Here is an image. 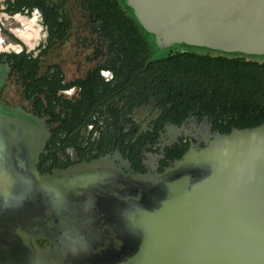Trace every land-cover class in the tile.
<instances>
[{
  "label": "water",
  "instance_id": "1",
  "mask_svg": "<svg viewBox=\"0 0 264 264\" xmlns=\"http://www.w3.org/2000/svg\"><path fill=\"white\" fill-rule=\"evenodd\" d=\"M127 2L160 47L184 42L264 54V0ZM0 115L15 123L26 116L1 100ZM18 126L28 202L36 211L56 207L62 220L41 228L72 242L78 253L106 241L99 250L110 256L94 264H264V123L217 132L158 174H126L108 157L41 174L37 163L48 132L38 131L35 119ZM15 180L0 167V205L6 194L17 199ZM30 240L42 254L58 250L54 241L41 248Z\"/></svg>",
  "mask_w": 264,
  "mask_h": 264
},
{
  "label": "flooded vegetation",
  "instance_id": "2",
  "mask_svg": "<svg viewBox=\"0 0 264 264\" xmlns=\"http://www.w3.org/2000/svg\"><path fill=\"white\" fill-rule=\"evenodd\" d=\"M43 1L54 10L26 4L12 11L18 0H0V15L20 23L10 32L0 24V100L26 115L17 123L0 115V167L10 181L20 178L17 199L13 202L14 192L6 194L0 205V264H94L110 256L99 250L106 241L78 253L72 242L41 228L46 220H62L56 207L36 211L28 202L27 151L19 123L35 119L37 130L48 132L37 163L41 174L104 157L126 174L163 173L219 131L200 108H188L182 90L175 94L167 87L154 91L151 84L132 83L143 69L140 60L130 65L123 36L86 0ZM70 1H80V9H67ZM28 210L35 215L31 223ZM32 237L41 248L54 241L58 250L35 251Z\"/></svg>",
  "mask_w": 264,
  "mask_h": 264
},
{
  "label": "trees",
  "instance_id": "3",
  "mask_svg": "<svg viewBox=\"0 0 264 264\" xmlns=\"http://www.w3.org/2000/svg\"><path fill=\"white\" fill-rule=\"evenodd\" d=\"M93 11L108 21V27L123 36L130 65L140 60L142 71L132 81L151 84L154 91H183L188 108L209 115L214 128L229 133L234 128L264 123V54L240 51L212 54L207 46L174 43L160 47L154 34L142 26L127 0H86ZM18 7L47 8L43 0H18ZM130 12V13H129ZM205 49L206 52L198 49ZM209 49V50H208Z\"/></svg>",
  "mask_w": 264,
  "mask_h": 264
},
{
  "label": "rangeland",
  "instance_id": "4",
  "mask_svg": "<svg viewBox=\"0 0 264 264\" xmlns=\"http://www.w3.org/2000/svg\"><path fill=\"white\" fill-rule=\"evenodd\" d=\"M80 1H70L68 8H70L71 10H78L80 9ZM0 24L1 26L4 28V30H6L7 32H10V27H15V26H19L20 23L13 17H9L8 15H0ZM5 33V32H4ZM3 33V36L4 37H7L6 34ZM199 51H202V52H206L205 49H201L199 48L198 49ZM209 50V49H208ZM212 54H219L221 53L220 51H218L217 49L216 50H212L211 51ZM257 59H263L264 57H255ZM18 86V85H17ZM14 99L18 100L19 97L17 95H13Z\"/></svg>",
  "mask_w": 264,
  "mask_h": 264
},
{
  "label": "bare ground",
  "instance_id": "5",
  "mask_svg": "<svg viewBox=\"0 0 264 264\" xmlns=\"http://www.w3.org/2000/svg\"><path fill=\"white\" fill-rule=\"evenodd\" d=\"M22 35V34H21ZM0 42H2V38L0 37Z\"/></svg>",
  "mask_w": 264,
  "mask_h": 264
}]
</instances>
